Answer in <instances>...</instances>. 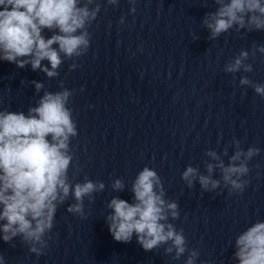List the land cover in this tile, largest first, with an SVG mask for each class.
Listing matches in <instances>:
<instances>
[{"label": "clouds", "instance_id": "clouds-1", "mask_svg": "<svg viewBox=\"0 0 264 264\" xmlns=\"http://www.w3.org/2000/svg\"><path fill=\"white\" fill-rule=\"evenodd\" d=\"M119 0H107L117 5ZM136 0H130L135 12ZM215 12L208 13L203 25L210 31L209 39L235 27L236 31L264 30V0H214ZM0 60L14 63L18 68L31 65L47 77L59 75L57 69L63 58L72 60L70 70L78 67L75 62L90 47L89 26L101 11L97 0H0ZM123 23V18H121ZM52 32L45 37L44 30ZM193 38H196L193 34ZM54 45L56 47H54ZM256 51L264 54V46ZM254 54V53H253ZM249 51L242 50L224 67L227 73L253 71L245 63ZM63 57V58H62ZM50 65L42 66V61ZM37 92L43 89L40 82L32 81ZM241 86H250L264 98V84L255 83L247 76L239 80ZM60 91H45L36 106L24 111L0 110V239L11 243L19 237L29 252L41 256L52 239L55 215L70 194L74 203L67 207L69 213L84 216L85 197L94 199V193L102 191L105 184L85 178L73 183L69 168L73 161L70 143L78 135L72 110L68 107L74 90L64 87ZM233 154L229 162L215 150L205 155L215 163H206L208 175L200 174L198 168L187 166L181 179L188 188L198 181L202 191H215L223 185L229 192L241 193L248 184V162L260 149L241 148V141L233 139ZM228 155V146L223 149ZM219 169L221 179L212 177ZM116 191L124 189L122 179L112 185ZM133 202L113 197L107 207L111 214L106 217L109 232L117 242L128 243L135 234L137 243L147 251L162 245L166 255L180 260L187 253L184 264H196L197 249H189L183 230H177L174 221L180 212L176 201L166 199L161 177L147 166L138 172L131 184ZM231 243V242H230ZM236 264H264V221H256L240 232L232 244ZM0 264L5 258L0 255Z\"/></svg>", "mask_w": 264, "mask_h": 264}]
</instances>
